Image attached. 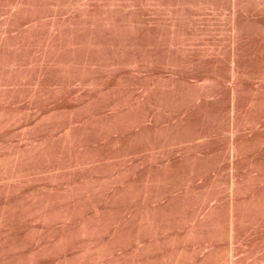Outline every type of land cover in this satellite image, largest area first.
<instances>
[{"label": "rangeland", "instance_id": "374dc122", "mask_svg": "<svg viewBox=\"0 0 264 264\" xmlns=\"http://www.w3.org/2000/svg\"><path fill=\"white\" fill-rule=\"evenodd\" d=\"M0 264H264V0H0Z\"/></svg>", "mask_w": 264, "mask_h": 264}]
</instances>
